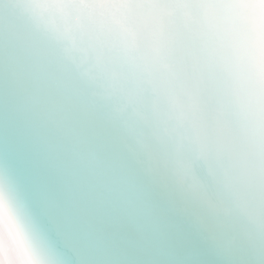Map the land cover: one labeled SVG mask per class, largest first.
Here are the masks:
<instances>
[{"label":"snow or ice","instance_id":"1","mask_svg":"<svg viewBox=\"0 0 264 264\" xmlns=\"http://www.w3.org/2000/svg\"><path fill=\"white\" fill-rule=\"evenodd\" d=\"M0 264H264V0H0Z\"/></svg>","mask_w":264,"mask_h":264},{"label":"bare ground","instance_id":"2","mask_svg":"<svg viewBox=\"0 0 264 264\" xmlns=\"http://www.w3.org/2000/svg\"><path fill=\"white\" fill-rule=\"evenodd\" d=\"M4 243H6V241H4Z\"/></svg>","mask_w":264,"mask_h":264}]
</instances>
